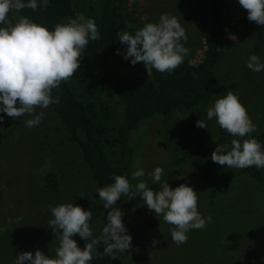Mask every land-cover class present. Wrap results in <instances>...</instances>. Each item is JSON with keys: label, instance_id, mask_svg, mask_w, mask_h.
Returning a JSON list of instances; mask_svg holds the SVG:
<instances>
[{"label": "rangeland", "instance_id": "obj_1", "mask_svg": "<svg viewBox=\"0 0 264 264\" xmlns=\"http://www.w3.org/2000/svg\"><path fill=\"white\" fill-rule=\"evenodd\" d=\"M227 1L225 23L229 43L220 53L217 69L222 79L236 91L257 126L254 133H258L264 128V71L250 70L247 61L250 55L256 54L264 63V25L249 21L247 11L238 0ZM72 4V19H89V14L99 9V0H72ZM120 10L119 33L134 34L144 24L158 22L162 13L177 17L188 37L184 45L189 49L186 58L190 62L199 58L207 18L205 0H123ZM128 24L133 27L128 28ZM69 84L73 91L80 90L79 81L70 78ZM99 97L107 104V125L112 134L119 122L118 106L107 94ZM214 102L203 107L171 109L165 115L141 120L130 131L129 137L135 146L132 173L144 169L146 175L141 179L149 184L152 180L147 173L161 167L163 181L178 186L187 184L197 191L198 211L202 217L211 216L212 222L203 229L190 230L187 242L177 246L171 240L172 226L162 217L158 219L151 211L157 222L144 226L137 212L128 215L126 211L122 220L130 229L132 247L122 264H242L239 261L243 257L255 255L257 237L264 236V183L254 182L239 169L212 165L215 173L230 181V189L210 201L192 165L186 164L170 173L173 147L187 149L189 134L202 129L204 143L213 140L217 123L215 118L207 120L206 112ZM36 111H44L45 117L39 126L32 128L24 124L31 118L29 116L13 120L0 113L4 116L0 123V144L9 145L4 149L0 146V264H13L20 252L35 254L37 249L55 257L59 233L54 235L48 222L53 218L51 207L59 204L73 203L84 210L91 209L93 215L89 224L94 236L99 235L102 226L99 195L77 146L65 138L59 122L48 109L37 108ZM199 119L207 123V128L196 126ZM114 146L104 145L110 159L114 158L110 153ZM48 161L51 167L45 168ZM45 170L55 174L58 181L55 191L43 182ZM261 170L264 173V168ZM136 183L138 181L133 180L132 185ZM73 239L84 248L85 241L78 235ZM153 239L159 243L153 245ZM226 249L230 251L220 252Z\"/></svg>", "mask_w": 264, "mask_h": 264}, {"label": "clouds", "instance_id": "obj_2", "mask_svg": "<svg viewBox=\"0 0 264 264\" xmlns=\"http://www.w3.org/2000/svg\"><path fill=\"white\" fill-rule=\"evenodd\" d=\"M238 2L247 11L249 21L264 25V0ZM48 5L49 0H0V113L13 120L31 117L24 121L29 128L39 126L45 117V112H37V108L47 109L60 102L61 84L69 81L80 68L83 50L89 41L100 39L92 18H69L67 22L57 23L50 31L28 16L18 15L24 9L43 11ZM132 27L128 24V28ZM118 36L119 43L126 49L123 58L130 59L133 66L143 63L148 78L152 77L154 69L159 73H173L189 53L184 46L188 40L185 29L177 17L167 13H162L158 22L144 24L134 34L122 32ZM118 54H121L120 50ZM247 67L254 72L264 71V63L256 54L250 55ZM53 90H56L55 96ZM206 117L207 120L215 118L221 129L235 137L230 144L215 147L211 153L214 163L236 169L264 168L262 145L251 136L257 126L237 95L228 91L226 96L216 99L208 107ZM3 121L4 116L0 115V123ZM196 126L207 128V123L199 119ZM44 167L50 168V161ZM145 175L142 168L134 171L132 179L138 181L134 186L126 176L114 175L113 183L97 189L107 210V222L98 236L93 235L89 224L93 215L91 209L84 210L73 203L51 207L53 218L48 223L54 235L59 233L55 257L45 255L39 249L35 254L23 251L17 254L13 264H91L96 246L101 242L105 247L103 254L96 253L97 257L117 260L118 253L132 247V236L122 220L123 212L113 209L121 196L130 201L139 195L148 210L172 226L171 240L177 246L187 242L190 230L203 229L212 222L211 216L202 217L198 211V195L193 187L187 184L170 187L161 179L164 170L156 167L147 173L153 183L160 185V189L154 191L141 179ZM76 235L85 241L83 249L73 239ZM158 243L159 240H152L153 245Z\"/></svg>", "mask_w": 264, "mask_h": 264}, {"label": "trees", "instance_id": "obj_3", "mask_svg": "<svg viewBox=\"0 0 264 264\" xmlns=\"http://www.w3.org/2000/svg\"><path fill=\"white\" fill-rule=\"evenodd\" d=\"M122 2L123 0H99L97 12L89 14V18L94 19L97 24L100 39L89 41L83 50L80 68L72 77L80 82V90L75 92L69 81L63 82L59 92L60 102L47 108L59 122L65 138L77 146L96 189L113 183L114 175H124L130 184H133L131 161L135 146L129 133L141 120L157 114L165 115L177 107H203L223 98L228 91L237 95L236 91L222 79L217 69L220 53L224 45L229 43L225 23L227 0H205L207 12L205 35L203 49L197 61L190 62L185 57L184 62L173 73H159L154 69L151 78L147 77L143 63L133 66L130 59L123 58L122 53L126 49L119 43L118 36L122 23L120 10ZM73 12L72 0H49L46 10L33 12L24 9L18 15L28 16L51 31L57 23L72 17ZM118 50L121 54H118ZM56 94V90H53V96ZM101 94L109 95L119 109V122L112 134L109 133L110 128L107 125L108 107L106 102L100 100ZM201 130L187 136V149L173 147V168L170 169V173L179 171L186 164L192 165L198 178L204 183L207 197L213 201L229 191L230 181L214 172L212 165L224 167L211 160V153L217 145L230 144L235 137L216 124L214 138L206 144L200 134ZM251 136L261 143L264 150V128L258 133H252ZM106 144L111 147L115 145L110 150L113 159H110L104 149ZM0 146L4 149V146L7 148L9 145ZM19 154H22V151ZM239 170L254 182L264 183V173L261 169L252 166ZM42 179L46 186L55 191L58 181L53 172L45 170ZM147 185L154 191L160 189V185L153 181ZM169 185L172 188L178 186ZM100 204L101 233L107 222V210L101 200ZM113 209H120L123 213L128 211V215L137 212L144 226H153L157 222L139 195L130 201L127 197L121 196L117 204L113 205ZM124 225L131 235L129 227L125 223ZM257 238L255 255L243 257L239 263L264 264V236ZM229 239L234 244L233 238ZM104 247L101 242L96 246V253L103 254ZM130 249L118 253L117 260H112L108 256L100 258L93 253L91 264H122L128 258ZM229 251L226 249L220 252L226 254Z\"/></svg>", "mask_w": 264, "mask_h": 264}]
</instances>
